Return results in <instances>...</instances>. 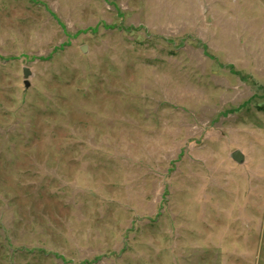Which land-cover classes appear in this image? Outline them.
Instances as JSON below:
<instances>
[{
	"label": "rangeland",
	"instance_id": "374dc122",
	"mask_svg": "<svg viewBox=\"0 0 264 264\" xmlns=\"http://www.w3.org/2000/svg\"><path fill=\"white\" fill-rule=\"evenodd\" d=\"M0 264H264V0H0Z\"/></svg>",
	"mask_w": 264,
	"mask_h": 264
},
{
	"label": "water",
	"instance_id": "95a60500",
	"mask_svg": "<svg viewBox=\"0 0 264 264\" xmlns=\"http://www.w3.org/2000/svg\"><path fill=\"white\" fill-rule=\"evenodd\" d=\"M83 51H86V48H83ZM30 75V69L28 67L24 68V76L28 78ZM26 87L29 86V82L26 80L25 82ZM231 157L237 162V163H243L246 159L244 153L241 150H236L231 154Z\"/></svg>",
	"mask_w": 264,
	"mask_h": 264
}]
</instances>
